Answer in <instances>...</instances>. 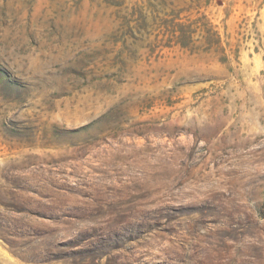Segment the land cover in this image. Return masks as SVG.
Returning a JSON list of instances; mask_svg holds the SVG:
<instances>
[{
    "label": "rangeland",
    "instance_id": "374dc122",
    "mask_svg": "<svg viewBox=\"0 0 264 264\" xmlns=\"http://www.w3.org/2000/svg\"><path fill=\"white\" fill-rule=\"evenodd\" d=\"M0 264H264V0H0Z\"/></svg>",
    "mask_w": 264,
    "mask_h": 264
},
{
    "label": "trees",
    "instance_id": "16d2710c",
    "mask_svg": "<svg viewBox=\"0 0 264 264\" xmlns=\"http://www.w3.org/2000/svg\"><path fill=\"white\" fill-rule=\"evenodd\" d=\"M175 20H179L177 14H173V18L166 22V30L169 35L168 42L171 44L167 47L178 46L181 49H190L193 37L198 35L199 39L205 45L203 48L205 53H223L221 38L218 31H215L214 27L211 26L204 17L192 22Z\"/></svg>",
    "mask_w": 264,
    "mask_h": 264
}]
</instances>
